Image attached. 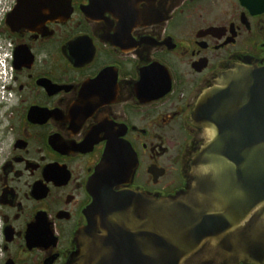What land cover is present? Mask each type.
I'll use <instances>...</instances> for the list:
<instances>
[{"label": "flooded vegetation", "instance_id": "flooded-vegetation-1", "mask_svg": "<svg viewBox=\"0 0 264 264\" xmlns=\"http://www.w3.org/2000/svg\"><path fill=\"white\" fill-rule=\"evenodd\" d=\"M6 7L0 38L16 65L0 108V264L70 260L109 146L115 192L186 191L206 144L191 120L199 97L220 74L264 67V0Z\"/></svg>", "mask_w": 264, "mask_h": 264}, {"label": "water", "instance_id": "water-1", "mask_svg": "<svg viewBox=\"0 0 264 264\" xmlns=\"http://www.w3.org/2000/svg\"><path fill=\"white\" fill-rule=\"evenodd\" d=\"M199 98L191 120L206 144L187 190L115 192L109 146L66 264H264V67L220 74Z\"/></svg>", "mask_w": 264, "mask_h": 264}, {"label": "built area", "instance_id": "built-area-1", "mask_svg": "<svg viewBox=\"0 0 264 264\" xmlns=\"http://www.w3.org/2000/svg\"><path fill=\"white\" fill-rule=\"evenodd\" d=\"M6 2L7 0H0V26L6 14L9 12L6 7ZM14 73L13 53H11L10 46L0 38V108L6 107L8 104L10 97L8 88L11 86L13 77L15 76Z\"/></svg>", "mask_w": 264, "mask_h": 264}]
</instances>
